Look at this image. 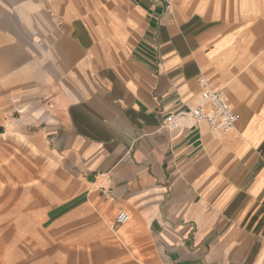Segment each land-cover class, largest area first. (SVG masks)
Returning a JSON list of instances; mask_svg holds the SVG:
<instances>
[{"label": "crops", "instance_id": "1", "mask_svg": "<svg viewBox=\"0 0 264 264\" xmlns=\"http://www.w3.org/2000/svg\"><path fill=\"white\" fill-rule=\"evenodd\" d=\"M201 77L235 129H164ZM2 130L13 162L73 178L103 264H264V0H0Z\"/></svg>", "mask_w": 264, "mask_h": 264}, {"label": "rangeland", "instance_id": "2", "mask_svg": "<svg viewBox=\"0 0 264 264\" xmlns=\"http://www.w3.org/2000/svg\"><path fill=\"white\" fill-rule=\"evenodd\" d=\"M10 150L0 145V264H103L113 237H97L108 226L70 213L78 194L73 178L48 175L37 161L13 162Z\"/></svg>", "mask_w": 264, "mask_h": 264}, {"label": "built area", "instance_id": "3", "mask_svg": "<svg viewBox=\"0 0 264 264\" xmlns=\"http://www.w3.org/2000/svg\"><path fill=\"white\" fill-rule=\"evenodd\" d=\"M159 1L165 5L167 11L173 10L178 3L177 0ZM199 85L203 87L201 104L185 112L169 114L165 119L163 128L176 131L183 126L182 119L188 116L196 123L207 122L214 132L228 133L233 131L240 120V116L228 101L224 89L214 90L209 88L205 77H201ZM130 221L131 215L125 210H120L113 221V226L126 225Z\"/></svg>", "mask_w": 264, "mask_h": 264}]
</instances>
